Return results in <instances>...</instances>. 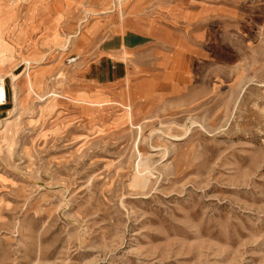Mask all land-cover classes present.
Returning a JSON list of instances; mask_svg holds the SVG:
<instances>
[{"label":"rangeland","instance_id":"1","mask_svg":"<svg viewBox=\"0 0 264 264\" xmlns=\"http://www.w3.org/2000/svg\"><path fill=\"white\" fill-rule=\"evenodd\" d=\"M78 5L0 33V264H264V0Z\"/></svg>","mask_w":264,"mask_h":264},{"label":"crops","instance_id":"2","mask_svg":"<svg viewBox=\"0 0 264 264\" xmlns=\"http://www.w3.org/2000/svg\"><path fill=\"white\" fill-rule=\"evenodd\" d=\"M78 1L0 0V33L9 42V48L25 53L22 47L33 35L40 32L38 41H41L46 34H53L60 23L77 12ZM36 47L35 43L26 52Z\"/></svg>","mask_w":264,"mask_h":264},{"label":"bare ground","instance_id":"3","mask_svg":"<svg viewBox=\"0 0 264 264\" xmlns=\"http://www.w3.org/2000/svg\"><path fill=\"white\" fill-rule=\"evenodd\" d=\"M90 13V12H89ZM87 14V13H86ZM87 19L86 18H84L83 19V21L82 22H85ZM81 22V23H82ZM81 25H80V27H79V31H77V33L79 34V32L81 31ZM74 34V35H71V36H73V37H75L76 35H78V34ZM67 39V38H66ZM69 47V46H68ZM24 52H26V51H24ZM38 61L36 60V59H33V58H31V57H27V58H24L23 59V64L25 65V67H24V69H23V72H21V73H25L26 75H27V85H28V88H29V91H33V86H32V82H31V78H30V68H31V66H32V64H34V63H37ZM10 73V72H9ZM11 74V77H12V79H13V81H15L16 80V78L17 77H19V75L18 74H16V73H13V72H11L10 73ZM21 77V76H20ZM13 81H11V82H13ZM13 84V83H12ZM4 100H6V87H5V79H4V75H0V104H2L3 103V101Z\"/></svg>","mask_w":264,"mask_h":264}]
</instances>
